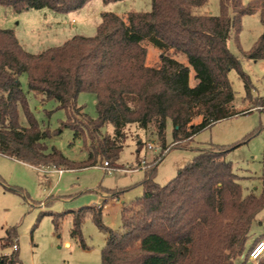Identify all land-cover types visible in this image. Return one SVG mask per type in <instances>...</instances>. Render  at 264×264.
Returning <instances> with one entry per match:
<instances>
[{"label": "trees", "instance_id": "obj_1", "mask_svg": "<svg viewBox=\"0 0 264 264\" xmlns=\"http://www.w3.org/2000/svg\"><path fill=\"white\" fill-rule=\"evenodd\" d=\"M90 1L0 0V5L15 13L29 9L68 13ZM208 3L152 0L150 12H131L126 17L104 13L94 37L77 36L39 54L28 53L14 30L0 28V155L38 169H85L97 166L100 158L112 167L129 125L153 127L165 145L170 121L175 144L181 145L238 115L229 72L238 71L248 97L251 80L230 51L229 40L246 15L258 13L264 26V0L247 4L220 0L219 16L198 12ZM147 43L162 51L157 66L146 63ZM244 54L250 61L264 60V32ZM23 74L29 92L43 101H56L65 111L67 121L62 125L83 140L89 153L86 161L76 163L58 149L50 150L47 140L59 131L41 128L21 88ZM81 93L96 96V119L78 107ZM21 112L26 124L21 123ZM106 125L113 127V134L94 142ZM228 151L200 150L165 186L154 180L161 160L144 168L143 195L123 206L122 232L103 224L102 207L85 206L70 212L72 238L87 248L81 228L91 217L107 233L102 264H236L241 257L247 263L252 248L264 240V235L256 238L247 249L252 225L264 209V194H244L232 163L226 160ZM126 191L108 190L112 199ZM60 216L53 218L56 226ZM15 239L10 231L0 239V250L14 249ZM0 264H19L17 250L0 254Z\"/></svg>", "mask_w": 264, "mask_h": 264}, {"label": "rangeland", "instance_id": "obj_2", "mask_svg": "<svg viewBox=\"0 0 264 264\" xmlns=\"http://www.w3.org/2000/svg\"><path fill=\"white\" fill-rule=\"evenodd\" d=\"M249 1L245 0V4ZM151 10L152 0H123L108 4L103 0H91L82 9L68 13L49 9L15 13L11 8L0 5V28L14 30L28 53L39 54L60 47L77 36L94 37L104 13L126 17L131 12ZM198 12L219 16L220 0H209L208 5ZM263 32L260 16L254 13L244 16L240 30L233 31L230 36L229 49L241 60V69L251 80L252 92L248 97L238 71L229 72L238 115L211 125L181 145L175 144L174 127L168 121L165 145H162L153 127L142 129L136 124L129 125L119 159L109 168H104L106 160L100 158L95 167L65 170L60 174L55 168L38 169L0 155V239L10 231L15 233L19 264H102L107 233L91 217H87L81 228V239L87 246L84 248L78 239L71 236L73 217L70 212L98 203L94 207L103 208V224L122 232L123 206H129L142 197L144 168L148 169L160 160L154 180L165 186L178 175L180 169L193 161L200 150L227 148L226 160L232 163L244 194L262 196L264 107L260 106L264 105V60H247L244 53L250 51ZM146 47L147 65H159L162 51L150 43ZM20 82L27 94L29 108L41 128L59 131L47 140L50 150L56 148L76 163L86 161L89 153L83 140L75 138L74 131L62 125L67 121L65 111L59 109L56 101H43L29 92L26 74L20 77ZM77 104L82 113L97 118L94 94L81 93ZM21 123L26 124L22 112ZM113 132V127L106 125L93 141L97 142ZM118 189L127 191L115 199L111 198L112 193L100 194L103 190ZM57 214L61 215L59 226L53 220ZM261 234H264V209L252 225L247 249ZM67 242L70 247L65 246ZM13 250H0V254L10 255ZM243 262L241 257L236 264Z\"/></svg>", "mask_w": 264, "mask_h": 264}, {"label": "built area", "instance_id": "obj_3", "mask_svg": "<svg viewBox=\"0 0 264 264\" xmlns=\"http://www.w3.org/2000/svg\"><path fill=\"white\" fill-rule=\"evenodd\" d=\"M152 148V147H150ZM104 168H109L107 162L104 163ZM62 173V171H59ZM17 246H14V249L17 250ZM264 258V240L259 241L250 251L248 256V262L250 264H259L260 260Z\"/></svg>", "mask_w": 264, "mask_h": 264}, {"label": "crops", "instance_id": "obj_4", "mask_svg": "<svg viewBox=\"0 0 264 264\" xmlns=\"http://www.w3.org/2000/svg\"><path fill=\"white\" fill-rule=\"evenodd\" d=\"M3 156V155H2ZM5 157V156H4ZM8 158V157H7ZM57 170V169H56ZM58 172L59 171H65V170H57ZM60 173V172H59ZM60 174H62V173H60ZM106 192H108V190H103L100 194L102 195V194H105ZM108 194V193H107ZM101 198L103 199V197L101 196ZM104 201V200H103ZM98 203H96L95 205H91V206H96ZM262 235H264V234H261L260 236H262ZM260 236H258V237H260ZM257 237V238H258ZM255 241V240H254ZM254 241L252 242V244L254 243ZM252 244L250 245V247L252 246ZM65 246L66 247H70L71 246V244L69 243V242H67L66 244H65ZM242 260L244 261V257H242ZM244 263V262H243ZM242 263V264H243Z\"/></svg>", "mask_w": 264, "mask_h": 264}]
</instances>
